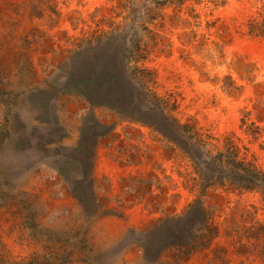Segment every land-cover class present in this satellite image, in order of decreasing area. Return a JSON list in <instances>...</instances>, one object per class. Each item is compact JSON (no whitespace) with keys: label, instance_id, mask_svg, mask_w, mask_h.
<instances>
[{"label":"rangeland","instance_id":"obj_1","mask_svg":"<svg viewBox=\"0 0 264 264\" xmlns=\"http://www.w3.org/2000/svg\"><path fill=\"white\" fill-rule=\"evenodd\" d=\"M108 4L0 0V264H243L224 252L239 241L235 253H247L249 237L262 246L247 264H264V187L244 189L239 177L218 183L233 171L212 156L233 150L264 171V0L186 1L196 18L161 7L156 25L169 43L157 51L146 37L137 64L152 71L151 89L192 137L160 125L156 110L128 113L137 120L63 91L79 38L117 15ZM134 5L122 35L133 8L135 20H147L141 0ZM121 132L135 152L154 155L153 167L130 194L95 191L84 154Z\"/></svg>","mask_w":264,"mask_h":264},{"label":"trees","instance_id":"obj_2","mask_svg":"<svg viewBox=\"0 0 264 264\" xmlns=\"http://www.w3.org/2000/svg\"><path fill=\"white\" fill-rule=\"evenodd\" d=\"M107 1L109 2L108 9L110 12L121 16V20L115 21L117 15L99 19L95 21L94 26L86 31V35L79 38L76 50L73 51L70 57L72 59L69 64L73 66V71L67 72L63 77V91H71L81 95L90 105V108L105 106L127 117H134L130 114L138 111L144 113L143 109L156 110L160 113V117H158L160 119L157 120L160 125L170 128L175 127L190 137L195 136L188 124L179 123L177 119L169 114V108L163 98L159 97L151 89L150 74L152 71L137 63L141 60L143 61L148 55L146 39L149 38L152 41L151 48L155 47L157 51H163L161 47L169 43L159 33V29L162 26L156 25V20L162 17V14H160L161 7L173 4L175 8L174 15L180 16V14L185 12L186 15L189 14L191 17L196 18L198 16L197 13L192 9V12H189L190 9L188 11L183 10V5L186 1L196 2L197 0H141V3H143L141 13L145 15L147 20H135L137 14H135V8H133L131 13L133 14L132 20L134 22L129 35H122L120 28L124 24L125 11L130 7L136 6L134 4L138 0ZM104 22H107V28H102ZM99 70H101L102 74H100ZM135 82L138 85L140 84L138 96H134L132 92ZM140 117L142 116H135L134 118L139 120ZM140 121H142V118ZM98 124L101 123L98 122ZM148 125L158 133L168 137L162 127L150 122ZM199 141L203 144L201 139ZM94 145L95 142L88 150L83 148L86 150L84 162L88 166L83 177L88 181V186L91 189V164ZM81 147L82 143L79 141L75 147H72V150L78 151ZM203 150L205 151L204 154L211 155L209 149ZM212 156L221 165L226 161L227 164H230L233 171L231 175H225V178L224 176L221 177L218 183H224V179H237L239 177L242 182H239L238 185L244 189L252 190L264 187V171L253 163H245L239 160L235 151H216ZM54 168L59 172L62 171L58 166H54ZM205 187L206 185L202 187V191H204ZM73 191H75V196L79 199L80 196L76 193L77 190L73 189Z\"/></svg>","mask_w":264,"mask_h":264},{"label":"crops","instance_id":"obj_3","mask_svg":"<svg viewBox=\"0 0 264 264\" xmlns=\"http://www.w3.org/2000/svg\"><path fill=\"white\" fill-rule=\"evenodd\" d=\"M124 136H127L124 132L120 134L111 133L108 139L100 141L96 145L91 164L92 184L97 187L95 191L110 195L117 193L130 194L133 191L134 179H141L143 174L153 167L154 155L147 151L142 152V150L135 152L133 149V143L135 142L130 143L132 140ZM125 207H127V204ZM110 217L112 216H105L100 220L105 221L113 218ZM243 240L249 250L247 253H235L240 246L238 241L234 246L231 245L228 252H224V257L234 260L236 258V261L245 259L243 264H247L249 260L256 258V253L261 248L262 241L254 243L256 240L253 242L250 237ZM241 250L244 251V249Z\"/></svg>","mask_w":264,"mask_h":264}]
</instances>
